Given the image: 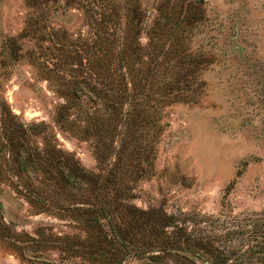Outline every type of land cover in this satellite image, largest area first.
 I'll use <instances>...</instances> for the list:
<instances>
[{"label":"rangeland","instance_id":"rangeland-1","mask_svg":"<svg viewBox=\"0 0 264 264\" xmlns=\"http://www.w3.org/2000/svg\"><path fill=\"white\" fill-rule=\"evenodd\" d=\"M264 0H0V264H263Z\"/></svg>","mask_w":264,"mask_h":264},{"label":"trees","instance_id":"trees-1","mask_svg":"<svg viewBox=\"0 0 264 264\" xmlns=\"http://www.w3.org/2000/svg\"><path fill=\"white\" fill-rule=\"evenodd\" d=\"M237 228L234 232H242L247 234L252 240L255 248L254 252L258 254L264 264V213H259L256 217L247 216L235 222ZM221 264H226L223 261ZM243 264V263H235Z\"/></svg>","mask_w":264,"mask_h":264}]
</instances>
